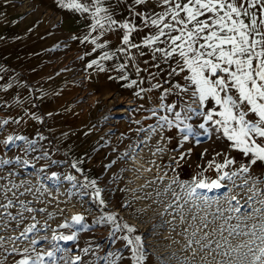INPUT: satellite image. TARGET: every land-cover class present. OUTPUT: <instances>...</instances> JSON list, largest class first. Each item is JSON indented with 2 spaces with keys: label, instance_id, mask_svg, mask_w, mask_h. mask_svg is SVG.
<instances>
[{
  "label": "rangeland",
  "instance_id": "obj_1",
  "mask_svg": "<svg viewBox=\"0 0 264 264\" xmlns=\"http://www.w3.org/2000/svg\"><path fill=\"white\" fill-rule=\"evenodd\" d=\"M104 6L119 23L131 20L141 29L132 36L137 44L155 28L145 27L136 13L164 10L157 0L139 6L133 0H105ZM90 24L87 14L66 10L57 0H0V122L8 121L0 128V205L13 204L6 210L0 208V264H17L24 256L35 258L51 250L54 243L64 250L57 253L59 264H132L130 248L123 239L127 231L121 229L113 235L114 224L101 221L107 215H114L115 223L135 228L131 236L141 237L144 264L223 261L224 257L209 250L200 251L197 244L189 248L188 240L197 228L202 230L195 239L208 233L209 240L223 242L222 224L225 229L239 225L248 232L253 224L264 223V212L244 215L264 208L259 204L264 199V162L258 161L248 173H240L250 157L234 150L210 122L205 124L207 132L199 127L204 117L188 112L189 105L198 107L188 99L189 94L176 89L165 94L171 85L185 83L183 73L167 75L169 64L176 67L175 61L164 63L159 57L154 61L151 51L141 48L130 53L134 61L117 53L112 60L99 61L104 71L97 65L89 68L88 64L99 60L104 51L122 47L123 35L119 28L107 32L98 42L106 41L108 48L93 52L92 44L81 43ZM123 63L128 64L124 72L129 80L119 79L124 73L117 68ZM156 63L163 71L153 66ZM136 66L141 69L139 74ZM130 80L138 83L128 88L125 85ZM157 83L161 87L153 88ZM170 106H174L173 112L167 111ZM205 107L216 110L214 103ZM175 112L192 127L187 139L180 131L183 124L175 121ZM162 116L173 120V126L163 124ZM9 136L24 139L5 145ZM139 148L144 151L143 163L134 169L129 162ZM225 159L233 163L223 171L238 175L231 182L223 181L225 188L220 191L201 193L209 198L210 205L191 200L185 204L187 197L180 183H191L193 177L201 178L200 173L209 181L215 179V164H223ZM53 173L59 179H50ZM68 176L75 179L69 181ZM245 179L248 183L240 187ZM93 180L95 188L101 190L103 206L93 198L91 185L83 187ZM253 183V192L259 193L255 196L248 191ZM173 193L181 199L176 201ZM233 196L240 202V213L227 211ZM69 203L75 211L68 215ZM235 203L232 201L233 206ZM218 208L224 214L215 219ZM77 214L84 216L88 227L78 231L72 241H52L53 229L56 235L70 234L59 225ZM204 216L212 221L207 228L201 224ZM229 216L232 219L225 223ZM34 223L36 229L21 237ZM223 236L228 237L232 248L251 239L250 235L228 236L227 231ZM15 237L21 238L9 239ZM32 240L37 243L33 245Z\"/></svg>",
  "mask_w": 264,
  "mask_h": 264
},
{
  "label": "snow or ice",
  "instance_id": "obj_2",
  "mask_svg": "<svg viewBox=\"0 0 264 264\" xmlns=\"http://www.w3.org/2000/svg\"><path fill=\"white\" fill-rule=\"evenodd\" d=\"M146 3L147 0H133L135 6ZM157 3L163 7V11L136 13L145 27L155 28L154 33L144 36L142 43L137 44L132 41V36L133 33L141 29L131 20L119 23L114 19L109 7L104 6L105 0H90V2L89 0H57L58 6L82 15L87 14L91 18L90 31L83 37L81 43L92 44L93 52L97 49L108 48L106 41L98 42L107 32L116 28L123 31L120 39L122 47H118L114 52L104 51L99 60H92L88 64L89 68L97 65L99 71H104V66L99 61L112 60L117 53L127 55L128 61H134L135 57L130 53L133 49L141 48L149 49L154 61L158 57L164 63L175 61L176 67L173 68L169 64L170 70L167 75L171 77L183 73L182 79L185 83L171 85L169 89L165 90V94L171 89L189 94L188 99L198 107L192 108L189 105L188 112L204 117V123H201L199 127L207 132L205 124L210 122L217 132H221L223 137L231 142V147L234 150L250 157L249 164L242 166L239 170L240 173H248L252 165L258 161L264 162V0H157ZM93 33L98 34L93 36ZM139 54L144 55L143 52ZM153 66L163 71L160 68V63ZM127 67V63L118 66L117 70L124 73L119 79L129 80L127 73L124 72ZM140 71L139 66H136L137 74ZM153 78L155 77L153 76ZM137 83V80H130L125 86L132 88ZM152 87L160 88L161 85L157 83ZM163 98L162 95L161 99ZM208 103H214L216 110L206 109L205 106ZM173 108L174 106H170L167 111L173 112ZM174 115L175 121L178 124H183L180 131L186 134L185 139H187L188 135L192 134V127L181 120L180 112H175ZM160 121L170 127L174 124V121L167 116L160 117ZM7 123V120L0 122V128ZM14 139L20 140L24 137L9 136L4 141L5 145L13 142ZM181 159H183V155ZM3 163H7V161H3ZM232 163V160L225 159L223 164H215L217 177L210 181L203 178V173H200L201 178L193 177L191 183H180V188L187 197L184 203L187 204L191 200L193 202L202 201L204 205H210L209 198L201 193L205 190L212 192L225 188L222 182H231L232 178L238 175L237 172L223 171ZM209 167H212V162L209 163ZM73 168H76L75 164H73ZM77 171H79L78 168ZM50 179L56 180L59 177L53 173ZM66 179L73 181L75 178L68 176ZM176 182L173 180V183ZM247 183L248 180L245 179L244 184L240 187H244ZM89 185L95 189L93 198L103 206L104 201L100 198L101 190L95 188L96 182L90 181L83 187L87 188ZM254 188L255 183L248 191L253 192ZM227 191H231V189H227ZM258 194L253 192V196ZM173 195L176 201L181 199L179 195L175 193ZM248 199L251 201L252 196ZM232 201L236 202L235 206ZM216 202H219L218 198ZM228 204L227 211L241 212L240 202L235 196L228 200ZM259 204L264 206V199L260 200ZM11 207H13L11 201L0 205V208L5 210ZM168 207L171 208L172 205L170 204ZM180 207L182 208L183 205ZM26 210L33 211L31 208ZM40 211L43 212L44 209ZM63 211L61 209V212ZM261 212H264V208H255L252 212L244 215L251 216ZM223 214V211L218 208L217 213L213 215L215 219H219ZM11 218L15 219V217ZM49 218H51V214ZM192 218L195 220L196 216L194 215ZM230 219H232L231 216L227 217L225 223ZM84 220L83 215L77 214L71 217L70 222L61 223L59 228L69 229L70 234L56 235V230L53 229L52 241L74 240L78 231L88 227ZM101 221L114 224L113 235L116 231L125 229L128 235L123 236V239L127 242L126 246L130 248L132 264H144L146 253L141 243V237L139 235L131 236L136 231L135 228L127 224L115 223L114 215L101 217ZM210 223L212 221H208L207 216L201 218L203 228H207ZM35 229L36 224L34 223L21 233V237L26 238L27 234ZM257 229L259 235H257ZM201 230V228H197L192 232V238L188 240L187 246L191 248L193 244H197L200 246V251L209 250L210 253L225 258L223 261H217L216 264H264V223L253 224L252 229L248 232L240 230L239 225H230L228 229H225L222 224L220 234L223 242L209 240L208 233H205L200 239H195L197 232ZM224 231L228 232V236L250 235L251 239L245 244L232 248L228 237L223 236ZM21 237L9 239L18 240ZM2 240L3 237H0V241ZM256 240H259V244L256 243ZM31 243L35 245L37 242L32 240ZM213 243H215V247H212ZM220 249L222 250L218 251ZM241 249H246V251H240ZM62 251L64 250L54 243L51 250L42 254L38 253L35 258L24 256L17 264H59L60 257L57 256V253ZM24 252L27 253L28 249H24ZM117 258L119 259V257Z\"/></svg>",
  "mask_w": 264,
  "mask_h": 264
},
{
  "label": "bare ground",
  "instance_id": "obj_3",
  "mask_svg": "<svg viewBox=\"0 0 264 264\" xmlns=\"http://www.w3.org/2000/svg\"><path fill=\"white\" fill-rule=\"evenodd\" d=\"M143 154H144V151H143L142 148L137 149L136 152H134V153L132 154L129 163H131V166H132L134 169H138L140 166H142V163H143L142 156H143ZM141 168H142V167H141ZM132 172H134V171L132 170ZM143 173H144V172H143ZM132 175H133V173H132ZM133 178H134V180L136 181V177H135L134 175H133ZM136 184H137V183H136ZM136 186H137V185H136ZM43 190H44V188H43ZM53 190H54V189H53ZM62 190H64V189H62ZM55 192H56V191H55ZM60 192H61V191H59V194H60ZM59 197H60V196H59ZM71 200H72V199H71ZM71 203H72V202H71ZM78 207H79V206H78ZM74 209H75L74 206H71L70 203H69L67 214L69 215V214L73 213V212L75 211Z\"/></svg>",
  "mask_w": 264,
  "mask_h": 264
}]
</instances>
